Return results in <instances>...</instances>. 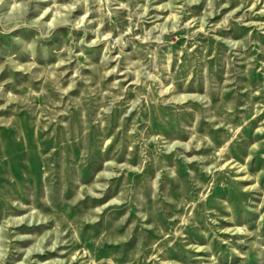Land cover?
<instances>
[{
  "label": "rangeland",
  "instance_id": "1",
  "mask_svg": "<svg viewBox=\"0 0 264 264\" xmlns=\"http://www.w3.org/2000/svg\"><path fill=\"white\" fill-rule=\"evenodd\" d=\"M0 264H264V0H0Z\"/></svg>",
  "mask_w": 264,
  "mask_h": 264
}]
</instances>
